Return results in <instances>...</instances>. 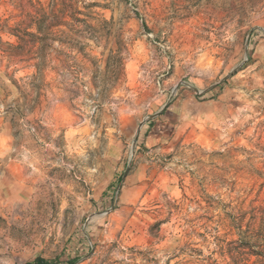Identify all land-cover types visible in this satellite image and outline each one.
Listing matches in <instances>:
<instances>
[{
	"label": "rangeland",
	"instance_id": "obj_1",
	"mask_svg": "<svg viewBox=\"0 0 264 264\" xmlns=\"http://www.w3.org/2000/svg\"><path fill=\"white\" fill-rule=\"evenodd\" d=\"M37 257L264 264V0H0V264Z\"/></svg>",
	"mask_w": 264,
	"mask_h": 264
},
{
	"label": "trees",
	"instance_id": "obj_2",
	"mask_svg": "<svg viewBox=\"0 0 264 264\" xmlns=\"http://www.w3.org/2000/svg\"><path fill=\"white\" fill-rule=\"evenodd\" d=\"M53 263H54V261L37 257L34 260L26 262L24 264H53Z\"/></svg>",
	"mask_w": 264,
	"mask_h": 264
},
{
	"label": "water",
	"instance_id": "obj_3",
	"mask_svg": "<svg viewBox=\"0 0 264 264\" xmlns=\"http://www.w3.org/2000/svg\"><path fill=\"white\" fill-rule=\"evenodd\" d=\"M156 114L152 115L151 117H154Z\"/></svg>",
	"mask_w": 264,
	"mask_h": 264
}]
</instances>
